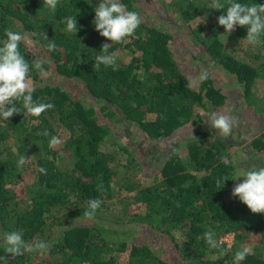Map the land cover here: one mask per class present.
Here are the masks:
<instances>
[{"label":"trees","instance_id":"obj_1","mask_svg":"<svg viewBox=\"0 0 264 264\" xmlns=\"http://www.w3.org/2000/svg\"><path fill=\"white\" fill-rule=\"evenodd\" d=\"M138 1L120 0L127 10L139 13L142 22L124 43H111L93 23L100 0H59L55 13L43 0H0V46L6 40L5 29L30 36L34 46L23 41L20 52L31 66L33 100L54 105L35 117L25 114L22 101H14L20 113L6 121L0 117V257H5L7 264H178L127 228L117 226L127 222L167 235L186 264H233L235 244L228 246L223 241L220 250L210 249L203 239L208 230L216 233L218 241L232 232L235 242L253 236L264 247V214L252 213L232 196L238 180L234 179L243 174L228 138L216 134L209 125L194 130L197 139L190 136L167 147L152 144L149 152L165 158L159 174L147 185L127 168L122 169L127 165L125 153L131 156L130 162L142 167L126 142L113 138L111 143L117 147L107 148L114 134L104 118L123 122L130 138L137 133L134 127L151 142L167 141L184 125H199L204 120L202 111L215 110L227 99L210 73L207 80L189 87L195 76L189 75L175 56L172 29L143 17ZM213 2L172 0L176 9L171 11L175 10L184 28L191 27L190 32L201 43L200 53L208 54L241 85L253 113L264 116V93L256 94L259 80L264 81V64L226 49L218 17L226 14L227 4L224 11H218L211 7ZM235 2L264 4V0ZM74 16L77 33L66 30V18ZM199 16L203 22L191 26ZM167 20L172 27L177 21ZM233 32L244 39L247 28L236 26ZM49 40L56 44L51 52L47 50ZM105 43L110 44L108 52L116 54V71L104 65L93 68ZM128 49L131 53L126 59L120 52L126 54ZM35 62L42 63V70L34 68ZM63 129L69 131L65 145L50 147L51 137L59 138ZM44 130L50 135L39 134ZM249 143L256 155L263 154L264 134L254 136ZM65 147L74 157L69 169L59 164ZM21 155L27 163L18 168ZM255 164L264 165V158L258 156ZM39 167L46 168L47 174H41ZM27 172L32 174L31 186L27 196H20L15 185ZM224 176L229 180L220 189L215 181ZM242 181L243 177L239 183ZM100 183L103 193L97 191ZM124 190L129 193L114 200ZM92 198L101 199L102 204L90 220L84 212ZM117 204L120 206L115 210ZM11 231H21L28 243L46 241L49 248L41 254L12 257L4 251L2 239ZM223 250L226 256L220 260L215 255ZM240 264H264V254L253 250Z\"/></svg>","mask_w":264,"mask_h":264},{"label":"clouds","instance_id":"obj_2","mask_svg":"<svg viewBox=\"0 0 264 264\" xmlns=\"http://www.w3.org/2000/svg\"><path fill=\"white\" fill-rule=\"evenodd\" d=\"M43 4L50 12L55 13L59 0H43ZM211 7L218 11H224L226 7V11H224L226 14L218 17V24L225 29V33L230 34L236 26L246 27L247 34L244 40L250 45H257L261 42V37L264 36V4L240 3L235 2V0H225V2L214 0ZM94 11L95 19L93 23L95 30L111 43H124L128 37L134 36L142 22L140 14L136 11L127 10V7L120 0H100ZM66 24L68 32L77 33L79 31L76 16L67 17ZM5 36L6 40L3 41V46H0V117L6 121L14 114L20 113L14 101H22L26 115L39 117L45 111L54 108V105L51 103H36L33 100L35 88L29 83L31 66L20 52V44L25 41V35L20 31L9 28L5 29ZM109 46L110 44L107 43L101 46V54L95 57L94 69H99L101 65H104L112 67L114 71L118 70L116 54L108 52ZM55 49L56 44L50 41L47 50L51 52ZM34 68L42 70V63L35 62ZM208 78L209 72L202 69L197 76L191 78L189 87L195 86L198 82L202 83ZM231 112L232 109L228 108L224 113L212 112L207 117V123L216 129L217 133L223 138L229 137L233 128L238 126L239 123L238 118L232 116ZM39 134L50 135L48 130H44L43 133ZM193 138L197 139L194 136ZM59 143V138L52 136L49 146L53 147ZM221 159L226 158L222 157ZM26 163V157L21 155L17 167H22ZM38 170L41 174H47V169L44 167H39ZM240 177H243V181L234 186L232 196L238 197L252 213L264 214V165L253 164L243 172L242 176H237L234 180ZM228 180V177L224 176L217 178L215 183L218 188L222 189ZM221 185L223 186L221 187ZM97 191L101 193L105 191L102 183L97 185ZM101 204L102 200L99 198L89 199L84 216L90 220L94 219ZM215 236L216 233L213 230H208L204 233L203 239L210 249L220 250L223 241L216 240ZM2 239L4 251L11 254L12 257L22 256L26 253L43 252L49 248L48 243L43 240L26 242L21 231L4 233ZM250 253H252L251 247H242L241 250L235 253L233 264H240ZM0 261L7 264L5 257H0Z\"/></svg>","mask_w":264,"mask_h":264},{"label":"rangeland","instance_id":"obj_3","mask_svg":"<svg viewBox=\"0 0 264 264\" xmlns=\"http://www.w3.org/2000/svg\"><path fill=\"white\" fill-rule=\"evenodd\" d=\"M172 0H139V8L142 10L143 17H145L148 21H154L156 24L161 25L163 27H169L172 29L174 34V38L172 39L173 49L176 58L180 66L188 71L189 75L197 76L202 69H206L211 77L213 78L215 84L220 86L224 89L227 93L226 102L219 106L218 108L212 109L211 111L207 112L206 110L202 111V116L204 120L199 124L196 125L193 122H190L183 127L179 128L173 135L167 138V141H150L146 134L141 130L133 127V132L136 133L133 137H129L126 134L128 131V127L124 125L123 122L119 121L116 118L106 119L108 123L111 124V130L113 131L114 136L109 140V144L107 148H116L117 146L114 145L112 142L113 138H117L120 142H126L130 149L134 152L135 156L138 158L139 161L142 163V167H137L136 161H129L131 157L127 153L124 156V161L127 162V165H121L122 169H128L133 177L138 178L142 181L143 185H147L152 183L155 180L157 174H159L160 167L165 158L164 155L159 157H155L152 155L149 150L152 148V144L156 146H170L175 141H184L187 137L193 135V132L196 128L202 127L205 125H209L207 123V117L212 113H224L226 109L231 108L232 112L230 113L232 116L238 118V126L233 128L232 134L227 137L229 143L231 145V150L239 163L241 168L240 174L242 175L244 170L251 167L255 164V160H258V156L264 158V151L263 154L256 155L254 153V149L249 141L256 135L264 134V116L259 114H254L253 111L247 106L246 100L243 96V92L241 89V85L236 81V79L229 75L219 64L213 62L210 59L208 54L200 53L201 44L198 40H196L195 36L190 32V28H184L182 26V20L177 17V13L175 10L171 11L172 9H176L171 4ZM201 1V0H199ZM168 18H176V23L172 27L171 20H167ZM203 19L199 16L193 21H191V26L196 27ZM221 38L225 43V47L228 51L235 50L237 54L244 55L251 60H254L260 66L264 64V43L260 42L257 45H250L247 43L246 40L240 38L234 34L232 31L230 34L225 33V29L222 27ZM25 41L28 46H34V41L31 40L30 36L25 34ZM38 49V48H37ZM37 49L35 51H37ZM128 53L120 52L122 56L126 59L130 56V49H128ZM39 55L41 58L46 59L43 55V52H40ZM260 56V57H257ZM256 57V58H255ZM49 73V72H47ZM42 76H45V71L42 72ZM29 83L31 86L33 85L32 79L29 78ZM264 93V81L262 79L259 80L258 88L256 91L257 95ZM84 95L85 98L88 96L84 94V92H80L79 95ZM99 106V103H96ZM103 115V114H101ZM211 127V126H210ZM215 130L216 134L217 130ZM219 135V134H218ZM69 136V131L67 129H63L60 131V143L57 146H63L67 142V138ZM167 142V143H166ZM138 143V145H136ZM250 149L252 151L250 152ZM263 156V157H262ZM74 157L71 154V150L67 147L62 148L59 156V164L64 169H69L73 166ZM129 166V167H127ZM242 180V177L238 178L237 183ZM32 182V174L27 172L21 178V180L15 185L16 190L20 196H27L28 188L31 186ZM129 192L124 190L120 193L119 196H115L114 200L121 195L125 196ZM115 205V204H114ZM120 205H116V209ZM87 221V220H86ZM78 222V221H77ZM124 228H127L133 236H136L137 239L148 242L152 244L158 252L164 255L167 258L175 261L178 264H186L181 257L177 254L173 243L169 240L168 236L162 232H159L156 229H153L147 225H137L132 222H127L126 224L117 225ZM221 241L227 242V245L230 246L235 244L236 252L241 250L242 247L248 246L253 250H258L260 253L264 254V247L259 246V241L255 237H251L247 241L242 242H235L234 233L229 232L226 235L221 237ZM41 254V252H39ZM215 255V254H214ZM220 260L225 259L226 250H223L221 253L215 255Z\"/></svg>","mask_w":264,"mask_h":264}]
</instances>
